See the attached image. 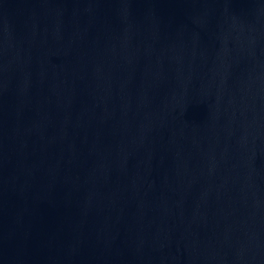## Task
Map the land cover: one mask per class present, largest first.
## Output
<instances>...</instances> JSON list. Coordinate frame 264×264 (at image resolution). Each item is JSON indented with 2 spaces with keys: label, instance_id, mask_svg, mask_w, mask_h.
I'll return each mask as SVG.
<instances>
[{
  "label": "water",
  "instance_id": "obj_1",
  "mask_svg": "<svg viewBox=\"0 0 264 264\" xmlns=\"http://www.w3.org/2000/svg\"><path fill=\"white\" fill-rule=\"evenodd\" d=\"M0 264H264V0H0Z\"/></svg>",
  "mask_w": 264,
  "mask_h": 264
}]
</instances>
